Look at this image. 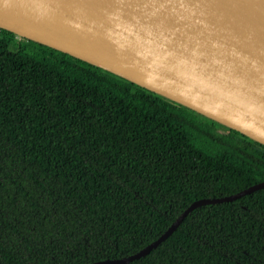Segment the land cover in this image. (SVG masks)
<instances>
[{"label": "trees", "instance_id": "16d2710c", "mask_svg": "<svg viewBox=\"0 0 264 264\" xmlns=\"http://www.w3.org/2000/svg\"><path fill=\"white\" fill-rule=\"evenodd\" d=\"M261 181L262 142L0 27V264L123 258ZM126 264H264V188Z\"/></svg>", "mask_w": 264, "mask_h": 264}, {"label": "water", "instance_id": "95a60500", "mask_svg": "<svg viewBox=\"0 0 264 264\" xmlns=\"http://www.w3.org/2000/svg\"><path fill=\"white\" fill-rule=\"evenodd\" d=\"M0 27L89 61L264 144V0H0ZM191 203L149 254L197 207Z\"/></svg>", "mask_w": 264, "mask_h": 264}]
</instances>
